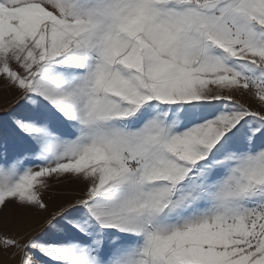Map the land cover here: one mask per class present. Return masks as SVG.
I'll list each match as a JSON object with an SVG mask.
<instances>
[{"label":"snow or ice","instance_id":"1","mask_svg":"<svg viewBox=\"0 0 264 264\" xmlns=\"http://www.w3.org/2000/svg\"><path fill=\"white\" fill-rule=\"evenodd\" d=\"M0 89V254L264 264V0H0Z\"/></svg>","mask_w":264,"mask_h":264},{"label":"rangeland","instance_id":"2","mask_svg":"<svg viewBox=\"0 0 264 264\" xmlns=\"http://www.w3.org/2000/svg\"><path fill=\"white\" fill-rule=\"evenodd\" d=\"M14 98H15L14 94L6 93L2 89H0V112H3L6 107L10 106V104L14 100ZM240 99H241L242 103H245L248 106H250L251 108H253V110H256L257 106L252 101H250L247 98H240ZM59 187L65 188V187H69V186L61 184V185H59ZM70 190H74L76 192H79L80 188L75 186V185H73V186H71ZM45 199L46 200L48 199L47 195L45 196ZM10 208H11V206H9V208H6L4 210L6 215H9V216L11 215ZM35 227H38V225H33V228H35ZM8 230L10 231V233L12 235L17 236L18 238H24V239L27 238L24 235L25 229L16 226L14 223L12 224V226ZM28 231L32 235L36 234L35 231H33L32 229H28ZM0 264H17V261L12 259L11 257H7V256H4L3 254H0Z\"/></svg>","mask_w":264,"mask_h":264}]
</instances>
